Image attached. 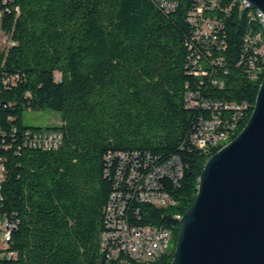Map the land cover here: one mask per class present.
Masks as SVG:
<instances>
[{"label": "trees", "instance_id": "16d2710c", "mask_svg": "<svg viewBox=\"0 0 264 264\" xmlns=\"http://www.w3.org/2000/svg\"><path fill=\"white\" fill-rule=\"evenodd\" d=\"M195 6L0 0V29L12 42L0 49V222L11 233L0 243V264H113L104 235L114 194L126 201L130 224L173 231L172 247L154 263L172 264L177 216L191 208L207 160L225 146L206 154L192 136L219 117L236 139L264 80L263 60L246 43L259 25L254 11L237 1L206 13L221 24L217 41H205L189 21ZM27 110L59 117L29 127ZM39 131L60 133L61 147L27 144L28 132ZM175 156L183 176L162 182L176 205L142 201V178Z\"/></svg>", "mask_w": 264, "mask_h": 264}, {"label": "water", "instance_id": "95a60500", "mask_svg": "<svg viewBox=\"0 0 264 264\" xmlns=\"http://www.w3.org/2000/svg\"><path fill=\"white\" fill-rule=\"evenodd\" d=\"M264 16V0H248ZM172 264H264V80L240 135L212 155Z\"/></svg>", "mask_w": 264, "mask_h": 264}, {"label": "built area", "instance_id": "2783aa9c", "mask_svg": "<svg viewBox=\"0 0 264 264\" xmlns=\"http://www.w3.org/2000/svg\"><path fill=\"white\" fill-rule=\"evenodd\" d=\"M167 11L175 10L178 0H155ZM224 4L227 11V4H233V0H196V6L190 14L189 21L196 26V35L205 41L213 39L217 41L216 31L220 28L221 20L217 17L208 18L206 13L218 9ZM245 4H248L245 2ZM260 21L264 22L263 14H260ZM248 47L254 49L256 56L262 60L264 57V41L258 37L257 30H253L246 37ZM254 68V66H253ZM223 123L219 117L205 120L201 123L197 132L192 136L195 146H204L211 142L214 137H223L227 131L222 130ZM63 136L58 132H28L27 144L35 148L46 150H56L62 145ZM184 164L179 156H175L162 165L155 166L144 178L143 187L139 198L158 207H167L170 202L177 200L166 190H164V179H170L174 183H179L183 176ZM147 191H157V198H147ZM121 194H114L107 208V222L109 231L104 235V245L109 251H116V261L113 264H128L130 258H122V251H133V254H143V248H153L154 264L159 260V253L162 251L165 241L168 239L170 228L160 225L137 226L130 224L125 219L124 213L127 203L121 200ZM2 225H10L6 221L0 222V243H4L11 238H4Z\"/></svg>", "mask_w": 264, "mask_h": 264}, {"label": "bare ground", "instance_id": "6f19581e", "mask_svg": "<svg viewBox=\"0 0 264 264\" xmlns=\"http://www.w3.org/2000/svg\"><path fill=\"white\" fill-rule=\"evenodd\" d=\"M240 2L241 6H243L244 8L247 9H252L254 11V20L259 22L258 28L257 30V34L258 37L261 38V40L264 41V22L260 21V14L261 11L255 8H252L248 4H245V2H247V0H234L233 4ZM263 63H264V57H262ZM230 140V135L227 133L226 136H224V140L223 137H214L211 139V142L209 143H205L204 146H198L200 147L202 150L205 151V153H209L213 148H215L216 146L220 145V144H225V146L227 144H229L228 142ZM227 143V144H226ZM147 198H157V191H147ZM177 202H170L169 206H174L176 205ZM183 216H177V218L179 219V221H181ZM2 234H4V238H10L11 237V233L10 230L7 228ZM172 239H173V231L170 230V233H168V239L167 241H165L164 246H162V251L161 253H159V258L165 254L166 252L169 251L170 247H171V243H172ZM122 253L125 255V257L123 258H130V260H128V264H150V261L153 260V248H143V254H133V251H122ZM111 258H113L114 260H116V251H111Z\"/></svg>", "mask_w": 264, "mask_h": 264}, {"label": "rangeland", "instance_id": "374dc122", "mask_svg": "<svg viewBox=\"0 0 264 264\" xmlns=\"http://www.w3.org/2000/svg\"><path fill=\"white\" fill-rule=\"evenodd\" d=\"M12 45V42L1 29H0V49H7ZM58 113L51 110H42V111H32L27 110L24 113V123L29 127L36 128H47L48 126L54 124L58 119ZM173 243V242H172ZM171 243V247H172ZM170 247V248H171Z\"/></svg>", "mask_w": 264, "mask_h": 264}]
</instances>
